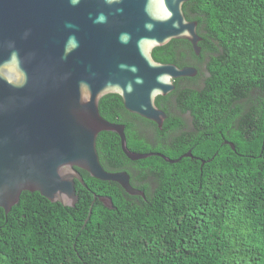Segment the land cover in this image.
Segmentation results:
<instances>
[{"label":"trees","instance_id":"obj_1","mask_svg":"<svg viewBox=\"0 0 264 264\" xmlns=\"http://www.w3.org/2000/svg\"><path fill=\"white\" fill-rule=\"evenodd\" d=\"M183 10L198 22L200 55L188 40L173 39L153 57L181 68L205 62L208 75L198 89L189 86L202 67L175 79L174 92L156 104L167 114L165 131L186 124L162 105L173 100L195 128L152 148L129 123L125 133L132 151L192 157L132 161L117 133H99L103 167L128 170L132 184L131 168L139 171L145 198L83 169L75 207L24 191L8 214L0 208V264H264V0H189ZM99 109L110 122L130 114L119 94L105 95ZM95 195L110 197L114 208L97 199L84 227Z\"/></svg>","mask_w":264,"mask_h":264},{"label":"water","instance_id":"obj_2","mask_svg":"<svg viewBox=\"0 0 264 264\" xmlns=\"http://www.w3.org/2000/svg\"><path fill=\"white\" fill-rule=\"evenodd\" d=\"M189 0H0V208L8 214L24 191L75 207L78 169L113 181L130 195L145 192L127 171L101 164L97 138L120 136L132 161L162 153L128 148L126 126L102 117L100 100L119 94L125 108L158 124L167 118L158 96L176 89L175 79L195 77L194 66L161 63L153 50L173 39L191 42L200 55L198 22L188 20ZM226 144L235 149L232 142ZM113 209L108 196L95 195Z\"/></svg>","mask_w":264,"mask_h":264},{"label":"flooded vegetation","instance_id":"obj_3","mask_svg":"<svg viewBox=\"0 0 264 264\" xmlns=\"http://www.w3.org/2000/svg\"><path fill=\"white\" fill-rule=\"evenodd\" d=\"M188 66L196 67L198 69V72H199V68L202 67V75L199 78L198 82L197 83H191V85L189 86L192 89H198V87H200L201 85H204L205 80H206V76L208 75L207 69H206V63L203 62V63L188 65ZM188 78H193V77H188ZM173 104H174V106L172 105L171 101H167L162 105L169 106L176 116H179L180 118H182L185 121L186 124L182 128H176L173 130L165 131V127L163 125V129L161 130V129H159L158 124L155 123L154 121L146 119V118H144L140 115H137V114H135L136 117L132 116L130 114H134V113H131V112H130V114H127V118H126L125 122H114V123L123 124L126 126V129L128 128V123H129L130 128H132V132L136 135L137 139L139 141L144 140L146 142V144H145L146 146L148 145L149 147L152 148L159 143L164 144V145H166V144L168 145V144H171L173 142V139L178 134H181L184 131H187L189 129L195 128L194 122H193V117H192L191 113H189V112L183 113L179 109V107L177 106L176 100H173ZM160 109H162V108H160ZM166 119H165V121H166ZM165 121H164V124H165ZM126 129H125V132H126ZM150 152L161 153V152H159V151L157 152L155 150H150ZM131 170L135 174V177H134L135 182L132 185L134 187H136L137 189L142 190V188H140L141 183H140L139 178H138L140 176V172L135 170L134 168H131ZM122 171L128 172V170H122ZM130 178H131V175H130ZM148 183L150 184V186L155 187L154 179H150V181H148Z\"/></svg>","mask_w":264,"mask_h":264},{"label":"rangeland","instance_id":"obj_4","mask_svg":"<svg viewBox=\"0 0 264 264\" xmlns=\"http://www.w3.org/2000/svg\"><path fill=\"white\" fill-rule=\"evenodd\" d=\"M202 86V85H201Z\"/></svg>","mask_w":264,"mask_h":264}]
</instances>
